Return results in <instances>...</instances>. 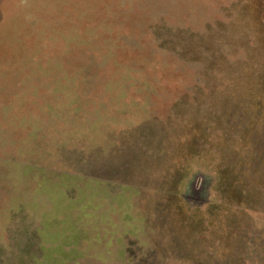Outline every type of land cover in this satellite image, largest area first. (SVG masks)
Instances as JSON below:
<instances>
[{"label": "rangeland", "instance_id": "rangeland-1", "mask_svg": "<svg viewBox=\"0 0 264 264\" xmlns=\"http://www.w3.org/2000/svg\"><path fill=\"white\" fill-rule=\"evenodd\" d=\"M0 264H264V0H0Z\"/></svg>", "mask_w": 264, "mask_h": 264}, {"label": "trees", "instance_id": "trees-1", "mask_svg": "<svg viewBox=\"0 0 264 264\" xmlns=\"http://www.w3.org/2000/svg\"><path fill=\"white\" fill-rule=\"evenodd\" d=\"M85 212V211H84ZM85 214H86V212H85ZM85 214H83V218L87 215H85ZM88 233V230H87V232H85V234H87ZM89 234H90V232H89ZM81 235V234H80ZM80 235H78V236H74V239H76V240H78L77 238L78 237H80ZM102 236V234L101 233H97L96 235H95V237H101ZM130 235H129V231L127 230V232L125 231V237H129ZM111 242V241H110Z\"/></svg>", "mask_w": 264, "mask_h": 264}]
</instances>
